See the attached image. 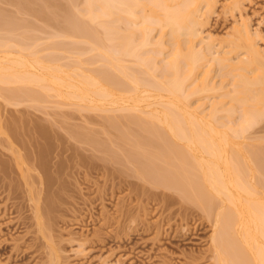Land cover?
<instances>
[{"label": "bare ground", "instance_id": "obj_1", "mask_svg": "<svg viewBox=\"0 0 264 264\" xmlns=\"http://www.w3.org/2000/svg\"><path fill=\"white\" fill-rule=\"evenodd\" d=\"M216 1L68 0L61 7L63 14L56 12L57 19H52L60 29L52 33L53 42L48 46L51 52L45 54L37 46L41 39L28 43L33 36L31 33L28 36V28L26 35L19 32L20 40L15 39L12 28L30 24L20 23L22 19L17 20L11 14L7 17L9 14L3 12L5 17L0 9V28L5 27L12 34L7 41L0 42V53L6 54L0 56V97L7 92L8 100L23 96L30 100L32 97L35 102L44 93L63 99L62 102L74 100L73 105L82 109L115 112L103 117V127L115 128L107 139L110 143L118 140L114 146L121 149L119 154L113 151L112 161L122 166L135 164L136 172L140 173L137 175L146 180L151 177L148 179L151 183L169 186L182 200H190L206 219L215 217L211 221V247L207 251L213 264H264V148L261 151L254 148L246 136L264 118V48H259L255 35L243 23L235 27L230 43L233 50L245 48L243 56L235 60L228 56L233 52L230 50L222 56L210 57L213 47L211 40L203 36V28ZM240 1L231 2L229 7H239ZM10 2L14 4L13 0ZM51 2L22 0V5L25 4L22 10L25 8L23 11L47 23L53 18L50 10H60L63 4L57 3L59 7L52 8ZM52 20L46 25L53 24ZM39 30L35 29L34 34ZM167 33L174 46L170 51L163 41ZM63 36L64 40L59 41ZM65 38H71L70 42L66 43ZM82 42L87 47L80 46ZM214 62L221 70L229 68L232 87L212 101L208 112L200 110L205 105L202 102L191 108L193 95L227 87L224 81L219 86L213 83ZM6 85L12 87L5 88ZM156 97L159 101H154V105H163V109L155 106V110H147L153 105L151 99ZM145 101L149 104L141 105ZM126 110L132 112L122 115ZM133 110L139 113L133 115ZM238 110L236 120L233 116ZM124 118L128 120L125 122ZM0 133H3L1 121ZM94 134L84 135L93 145L103 147ZM128 140H133V145L122 148L121 142ZM104 143L109 147L107 140ZM143 155L147 157L145 161L139 159ZM0 170L3 171L1 166ZM24 176L25 180L32 179L30 173ZM162 196L164 203L174 201V194ZM40 206L36 207L38 219L43 215ZM167 210L170 218L173 211L170 207ZM132 217L130 223L138 224L140 219ZM44 224L40 222V229L46 232L49 228ZM128 230L131 232V227Z\"/></svg>", "mask_w": 264, "mask_h": 264}, {"label": "rangeland", "instance_id": "obj_2", "mask_svg": "<svg viewBox=\"0 0 264 264\" xmlns=\"http://www.w3.org/2000/svg\"><path fill=\"white\" fill-rule=\"evenodd\" d=\"M9 1L0 0L2 13L9 14L7 17L11 14L17 20L22 19L20 23L30 24L23 27L24 29L19 26L23 23L14 26L13 37L19 39L22 32L26 35L25 28H28V36L30 33L33 35L28 38V43H34V40L38 43L37 39H41L40 45L38 43L37 46L45 50L38 49L44 54L51 52L48 46L53 42L52 33L55 34L60 29L54 21L57 14H63L61 7L68 0H50L54 2V4L51 2V7L63 3L60 10L56 8L49 12L50 14L52 12L53 17L49 16V19L55 18L52 20L55 26L52 23L47 26L50 20L46 23L44 20L41 21L40 17L23 11L25 8L23 10L22 8L27 1H23L24 6L22 0H16V3L13 0L15 5ZM233 1L235 0H217L216 6L208 15L203 36L207 41L211 40L213 49L210 57L213 54L222 56L226 51L233 50L230 43L234 39L235 27L243 23H246L255 35L259 48H264V0H241L239 7L231 9L229 6ZM5 14L3 13L4 16ZM32 27L34 30L40 29L41 32L39 30L36 32L38 34H34ZM4 28H0V42L7 41L12 35ZM58 37H54V40ZM60 39L64 40V36L58 40ZM69 40L71 38L66 39V43H69ZM163 41L167 51L173 49L169 33ZM83 43L80 46L87 47L88 44L83 46ZM245 50V48L233 50L228 56L238 60ZM5 55V52L3 55L0 53L2 57ZM214 65L211 71L213 83L219 86L224 81L228 83L227 87L205 92L200 96L193 95L190 100L191 108H196L198 103L202 102L205 105L199 109L208 112L212 101L217 99L220 93L231 89L233 76L228 72L229 68L221 70L217 63L214 62ZM225 72L227 74L223 75ZM10 87L12 85L9 87L6 85L5 88ZM32 89L36 87L33 86ZM7 95V92H3V97H0V121L3 123V133H0V166L3 168L2 172L0 170V264L214 263L207 251L211 247L210 237L213 230L211 221L215 217L210 216L206 219L201 210L193 208L190 200L184 198L182 200L181 196L176 195L178 193L175 194L168 189L169 186L151 183L148 181L151 178L150 174L147 180L137 175L139 172L138 170V173L136 172L135 164L130 163L129 166L123 163L122 166L117 163L118 161L114 162V159L112 161L114 153L119 154L118 151L121 149L114 146L118 140H112L113 143H110L107 139L109 133L115 132V128L103 127L105 125L103 117L112 116L110 114L114 115L115 112L82 109L73 105L74 100L62 102L63 99L44 93H40L41 97L39 96L35 102L32 97L30 100L23 96H15V99L12 97L13 100L10 101L6 98L9 97ZM158 98L151 99L153 105L159 101ZM149 101L141 105L151 103ZM153 105L147 110H155V106L156 109L157 107L160 109L163 106ZM124 112L129 111H122V115L126 114ZM138 113L133 110L132 114ZM219 115L223 116L225 113ZM239 115L238 110L233 118L238 120ZM127 120L128 118L126 120L124 118L125 122ZM84 132L89 137L92 136L90 134L96 133L95 138L101 139L103 147L93 145ZM246 136L249 138L247 142L249 141L254 148L258 150L264 148V118L250 129ZM106 140L109 147L104 145ZM22 141L26 150L23 149ZM128 141L121 142L122 148L133 145V140ZM255 143L260 144L257 146ZM10 147H13L14 151L10 150ZM20 157L22 160H17ZM142 157L139 159L147 158L144 155ZM24 173L32 174V179L29 177V180H25ZM139 190L143 194L139 193ZM162 193L174 194L173 200L178 201L164 203L161 201ZM37 205L43 208L41 219L36 215ZM169 207L173 211L170 218L168 217L170 212L167 210ZM132 216L140 219L138 224L130 223L133 221ZM40 222L47 224L50 230L42 231ZM158 225L161 228H158ZM130 227L131 232L128 230Z\"/></svg>", "mask_w": 264, "mask_h": 264}]
</instances>
